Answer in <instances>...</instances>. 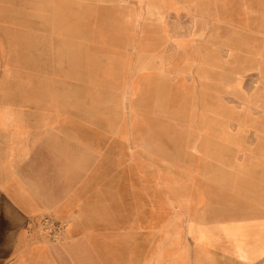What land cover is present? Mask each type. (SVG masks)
<instances>
[{"label":"rangeland","instance_id":"rangeland-1","mask_svg":"<svg viewBox=\"0 0 264 264\" xmlns=\"http://www.w3.org/2000/svg\"><path fill=\"white\" fill-rule=\"evenodd\" d=\"M208 1L0 0V110L90 137L105 264H170L159 247L179 234L195 264L201 220L264 264V2ZM38 223L64 239L58 215Z\"/></svg>","mask_w":264,"mask_h":264},{"label":"crops","instance_id":"crops-1","mask_svg":"<svg viewBox=\"0 0 264 264\" xmlns=\"http://www.w3.org/2000/svg\"><path fill=\"white\" fill-rule=\"evenodd\" d=\"M32 116L36 115L23 105L0 110V264H105L110 227L106 204L96 201L93 142L80 134L71 117L40 124ZM47 213L58 215L66 224L61 242L41 236L38 219ZM204 221H190L187 229L197 251L195 264H223L213 250L219 246L243 264L260 259L250 258L239 239L226 235L222 227L213 230ZM163 232L167 239L177 234L169 226ZM181 238L179 234L167 247H159L161 261L169 257L170 264H190L175 253Z\"/></svg>","mask_w":264,"mask_h":264},{"label":"built area","instance_id":"built-area-1","mask_svg":"<svg viewBox=\"0 0 264 264\" xmlns=\"http://www.w3.org/2000/svg\"><path fill=\"white\" fill-rule=\"evenodd\" d=\"M43 222H44V223H43L44 225H47V221H43Z\"/></svg>","mask_w":264,"mask_h":264},{"label":"bare ground","instance_id":"bare-ground-1","mask_svg":"<svg viewBox=\"0 0 264 264\" xmlns=\"http://www.w3.org/2000/svg\"><path fill=\"white\" fill-rule=\"evenodd\" d=\"M65 233H66V230H65ZM64 237H65V234H64Z\"/></svg>","mask_w":264,"mask_h":264}]
</instances>
